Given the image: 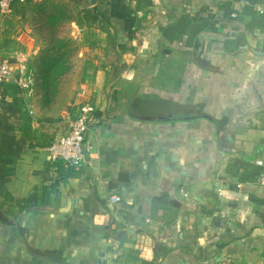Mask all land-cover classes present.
<instances>
[{"label":"crops","instance_id":"0c3cea01","mask_svg":"<svg viewBox=\"0 0 264 264\" xmlns=\"http://www.w3.org/2000/svg\"><path fill=\"white\" fill-rule=\"evenodd\" d=\"M70 1L110 21L69 108L35 88L0 109V264H264L263 0ZM24 3L0 11V58L35 75ZM85 103V161H52Z\"/></svg>","mask_w":264,"mask_h":264},{"label":"rangeland","instance_id":"374dc122","mask_svg":"<svg viewBox=\"0 0 264 264\" xmlns=\"http://www.w3.org/2000/svg\"><path fill=\"white\" fill-rule=\"evenodd\" d=\"M47 3L48 1L45 2V4ZM24 4L28 10L35 12L34 18H29L30 21L33 23L35 18H38L34 23L33 30L38 47L44 54V62L43 66L38 62L39 67L36 68L35 75L32 73L37 80L32 88L33 92L30 94L20 92V95L23 96V103L29 99L32 102L34 100L32 97L36 93L35 88H48V99L52 102L50 111L52 114H59L65 110V107L69 108L80 89L86 88L90 83L89 74L91 73L89 71L94 69L91 66L90 58L96 51L90 42L95 34L92 26L87 23L83 26L79 25L78 22L83 19V14L70 0L54 1V5L50 2L46 6L42 5L41 8L40 4H44V1L31 0ZM59 8L64 9L63 14L58 13ZM35 14L38 16L35 17ZM54 14L58 16L55 25L51 24L49 19ZM61 42L67 43L62 50L59 49ZM57 52L65 55L56 68H49L48 71V64L52 62V57L56 56ZM33 62H35L34 65H37L35 60ZM32 67L33 64L30 63L28 70H31ZM28 113L33 114L30 110Z\"/></svg>","mask_w":264,"mask_h":264},{"label":"built area","instance_id":"2783aa9c","mask_svg":"<svg viewBox=\"0 0 264 264\" xmlns=\"http://www.w3.org/2000/svg\"><path fill=\"white\" fill-rule=\"evenodd\" d=\"M28 1L31 0H0V11L3 15H9L16 2ZM258 9L264 15V0ZM26 63V59L22 60L19 57L0 58V109L5 100L4 88L7 84L14 83L22 94L33 92L35 78ZM95 111V106L90 103L79 106L69 132L52 141L47 147L52 161L61 162L67 167H78L83 164L87 152V134L95 119ZM258 181L264 186V173L259 176Z\"/></svg>","mask_w":264,"mask_h":264},{"label":"trees","instance_id":"16d2710c","mask_svg":"<svg viewBox=\"0 0 264 264\" xmlns=\"http://www.w3.org/2000/svg\"><path fill=\"white\" fill-rule=\"evenodd\" d=\"M60 14L64 13V9L59 8V12ZM81 13L83 14V19L80 20L78 23L79 25L83 26L86 23L94 28H98V29H105V25L109 24V18L107 16V14L105 12H101L98 10V8H93V9H84L83 11H81ZM57 15L54 14L52 16H50V23L55 25L56 23V19H57ZM67 43L66 42H61V44L59 45V49L62 50L63 47H66ZM58 54H56V56L52 57V62H49L48 64V71L49 68H56L60 62L62 61L63 57L65 54H61L59 52H57ZM52 66V67H51ZM4 93H5V100L3 102V104H6V98L8 97V95H17V93H20V89L13 84H7L4 88ZM26 124L30 125V120L28 118H25ZM27 132H29L28 128L26 129Z\"/></svg>","mask_w":264,"mask_h":264}]
</instances>
